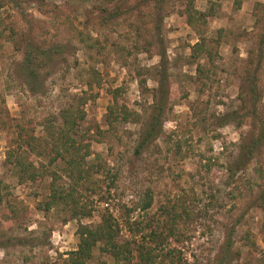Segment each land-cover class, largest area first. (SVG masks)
I'll return each instance as SVG.
<instances>
[{
    "label": "rangeland",
    "instance_id": "1",
    "mask_svg": "<svg viewBox=\"0 0 264 264\" xmlns=\"http://www.w3.org/2000/svg\"><path fill=\"white\" fill-rule=\"evenodd\" d=\"M65 109L93 170L86 216L49 163ZM6 151L42 177L21 181ZM107 214L128 252L96 242L87 264H264V0H0V264H68L77 226Z\"/></svg>",
    "mask_w": 264,
    "mask_h": 264
},
{
    "label": "trees",
    "instance_id": "2",
    "mask_svg": "<svg viewBox=\"0 0 264 264\" xmlns=\"http://www.w3.org/2000/svg\"><path fill=\"white\" fill-rule=\"evenodd\" d=\"M191 2V0H189ZM190 9L187 10V12ZM193 10V9H192ZM191 14H195L194 10L190 11ZM199 17H205L204 14ZM189 24L190 17L188 16L186 19ZM200 41H202L200 39ZM193 51L197 52L199 55H204L208 59L211 58V53L208 51L207 47L200 42H197L192 46ZM28 56L26 57V59ZM162 55H159V60L161 61ZM30 59L28 58V61ZM32 61H29V64ZM196 71L202 73L204 69L202 67H196ZM162 84L159 85V88L156 90L159 93L158 98L153 103L154 109L151 115V122L149 124V129L145 133V140L154 136L155 132L159 126V119L163 112L165 105V91L163 90ZM85 102L84 97L79 98V103L83 105ZM81 113H77L72 109H65L60 112L59 119L61 121V126L59 128V134L62 136L60 139H54L51 141L50 152L52 153L51 160L49 163L55 161L56 158L62 159L65 161V173L67 174L70 183L66 185L63 190L59 189V199L64 203V205L69 206L75 214L86 216L85 206L82 203L81 194L77 192V187H82L93 182L92 179V168L88 167L84 158L87 151V145L82 146L81 143L75 142L73 136L71 135L74 129L76 128L77 123L81 120ZM143 142V141H142ZM81 144V145H80ZM83 148L84 152L80 154V149ZM72 154L68 159L65 158V155ZM75 154V155H74ZM5 159L12 166V170L18 173V178L22 180H35L36 178L42 177L43 172H38L32 167V163L22 159L19 155H14L11 151L5 152ZM151 202V198L149 195H144L141 202L139 203V209L145 210L149 207ZM172 210V209H171ZM176 211H171V219L170 222H175L178 219ZM116 225L114 224V220L110 215H102L100 218L99 224L94 227H86L84 225H78L76 230V236L78 238V243L76 246V250L67 253V262L68 264H87L86 261L90 258V249L96 242H102L103 252H110L113 254V257L119 256L121 251H127L124 245L115 244L116 237ZM151 233H149L150 235ZM153 234V233H152ZM168 236L179 237L177 232L175 231L174 226H170L167 229ZM148 235V236H149ZM178 242V240L176 241ZM149 259H144L142 264H150L147 263Z\"/></svg>",
    "mask_w": 264,
    "mask_h": 264
}]
</instances>
